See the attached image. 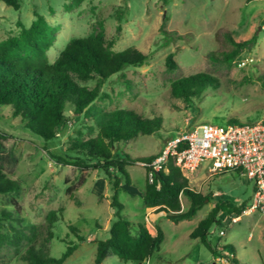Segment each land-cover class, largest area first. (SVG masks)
Instances as JSON below:
<instances>
[{
    "label": "rangeland",
    "instance_id": "rangeland-1",
    "mask_svg": "<svg viewBox=\"0 0 264 264\" xmlns=\"http://www.w3.org/2000/svg\"><path fill=\"white\" fill-rule=\"evenodd\" d=\"M17 1L19 8L0 0V40L18 34L20 23L29 26L37 10L57 28L47 51L51 62L70 39L101 28L106 39L114 41V50L135 46L147 55L143 65L128 66L102 83L105 96L97 100L107 110L125 108L161 118L157 133L119 145L133 157L158 154L174 133L198 123L224 126L231 118L241 123L264 118V0ZM228 34L256 39L230 64L221 59L233 48ZM170 54L178 64L175 70L167 67ZM199 72L215 77L216 86L189 103L172 93L175 81ZM97 82L95 78L84 84L93 87ZM65 114L67 126L47 141L25 127L21 117H14L10 105H0V167L21 183L18 193H0V232L13 240L21 236L17 243H0V264H27L31 247L59 257L69 244L78 247L62 264H94L98 241L109 236L112 190L102 172L57 164L49 153L72 155L68 147L79 131L84 138L97 134L74 115L71 104ZM209 165L204 161L196 171L184 172L192 187L210 195L211 201L178 223L163 211H150L144 199L146 168L141 162L129 165L132 184H123L119 192L122 214L134 228L138 222L154 232L160 226L164 239L144 262L124 261L110 251L104 264H264V214L245 211L253 194L252 180L233 170L211 173ZM226 199L236 206L244 203L245 208L211 229L219 253L214 256L190 234L218 200ZM182 203L188 207L189 198L183 195ZM228 244L234 246L237 262L226 254L230 250L223 249Z\"/></svg>",
    "mask_w": 264,
    "mask_h": 264
},
{
    "label": "trees",
    "instance_id": "trees-1",
    "mask_svg": "<svg viewBox=\"0 0 264 264\" xmlns=\"http://www.w3.org/2000/svg\"><path fill=\"white\" fill-rule=\"evenodd\" d=\"M3 1L15 8L20 7L17 0ZM34 15L29 26L20 23L18 34L0 40V105H10L14 117H21L25 127L47 141L54 140L67 126L69 117L65 111L68 104L73 106L77 118L89 124L87 128L91 134L97 131L96 135L87 138L82 137L79 131V136L68 147L72 155L49 153L57 164L72 165L82 171L89 168L100 170L112 190L110 205L113 218L109 236L98 241L94 264H104L110 251L124 261L144 262L160 249L164 232L160 226L154 232L143 222H138L134 228L132 221L122 214L124 204L119 199V192L123 184H132L127 167L136 162H148L157 154L133 157L119 145L139 135L157 133L162 126L161 118L143 117L125 108L107 110L97 100L105 96L102 83L128 66L143 65L147 55L135 46L114 50V41L107 40L101 28L88 36L70 39L57 59L51 62L47 51L56 38L57 28L39 11L35 10ZM227 38L233 48L221 59L229 64L246 47L256 43L255 37L236 39L228 34ZM177 66L170 54L167 57L168 69L175 70ZM95 78H98L95 86L84 84ZM217 83L212 75L199 72L175 81L172 93L189 103L193 97L200 96ZM228 123L241 124L233 118ZM20 186L19 180L0 167V193H18ZM72 190L68 189L69 192ZM183 195L190 200L187 209H183ZM144 199L148 208L163 211L178 223L192 218L207 200L211 201V196L192 187L189 178L171 157L159 171L154 172L152 182L146 178ZM244 208V203L236 206L229 199L218 200L190 236L200 240L214 256H219L212 244L211 229L223 225L233 215H240ZM20 238L8 239L7 234L0 232V243H17ZM77 247V244H69L59 257L42 254L31 247L27 264H62ZM223 249L230 250L226 254H232L233 262H237L232 244L225 245Z\"/></svg>",
    "mask_w": 264,
    "mask_h": 264
},
{
    "label": "built area",
    "instance_id": "built-area-1",
    "mask_svg": "<svg viewBox=\"0 0 264 264\" xmlns=\"http://www.w3.org/2000/svg\"><path fill=\"white\" fill-rule=\"evenodd\" d=\"M171 157L183 172H194L209 161L211 173L233 170L246 175L253 182V194L245 211L264 214V118L255 123L224 126L202 122L178 131L166 140L155 158L142 163L150 182L154 172Z\"/></svg>",
    "mask_w": 264,
    "mask_h": 264
},
{
    "label": "crops",
    "instance_id": "crops-1",
    "mask_svg": "<svg viewBox=\"0 0 264 264\" xmlns=\"http://www.w3.org/2000/svg\"><path fill=\"white\" fill-rule=\"evenodd\" d=\"M183 204V203H182ZM188 207H186L184 204H183V209H187ZM150 209V208H149ZM151 212H154L155 209H150Z\"/></svg>",
    "mask_w": 264,
    "mask_h": 264
}]
</instances>
